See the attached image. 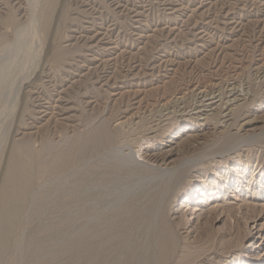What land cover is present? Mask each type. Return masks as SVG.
Here are the masks:
<instances>
[{"label":"rangeland","instance_id":"obj_1","mask_svg":"<svg viewBox=\"0 0 264 264\" xmlns=\"http://www.w3.org/2000/svg\"><path fill=\"white\" fill-rule=\"evenodd\" d=\"M0 205V264H264V0H0Z\"/></svg>","mask_w":264,"mask_h":264},{"label":"bare ground","instance_id":"obj_2","mask_svg":"<svg viewBox=\"0 0 264 264\" xmlns=\"http://www.w3.org/2000/svg\"><path fill=\"white\" fill-rule=\"evenodd\" d=\"M35 9V8H34ZM35 12V11H34ZM32 13H33V10H32ZM32 17L31 20H30V27L33 26V27H38V22H37V16H35V13L32 14ZM29 22V21H28ZM40 26V25H39ZM25 27V26H24ZM43 27V26H42ZM45 27V26H44ZM29 28V27H28ZM40 28V27H39ZM34 29V28H33ZM24 31V28L21 29L20 32H23ZM36 31V30H35ZM28 53V52H27ZM166 62V61H165ZM24 74V73H23ZM21 90V89H20ZM18 99V98H17ZM204 109V108H203ZM201 111V110H200ZM41 115V114H40ZM94 135V136H93ZM110 140V136L108 135L107 131H105V129H100L96 132V134H92L91 136V139L88 140V143L89 144H92V145H95L97 142H103L105 139L107 140ZM105 143V142H104ZM199 143V142H198ZM197 143V144H198ZM89 144H85V145H88ZM98 144V143H97ZM84 146V145H83ZM191 146V148H195L196 145L194 143H189L188 144V147ZM97 147V146H96ZM23 149H27V146H23L22 147ZM190 148V147H189ZM21 149V148H20ZM28 150V149H27ZM21 152V151H20ZM23 152V151H22ZM25 153V152H24ZM15 156V155H14ZM17 156V155H16ZM16 156L12 159L13 162L11 163L12 165L10 166L9 168V171H8V174L10 175V173H13L12 171H14L16 168L19 167V171L18 172V175H20L19 177H16L14 180H15V189H19V187H21L22 185H24V182H26V177H27V173L26 171L28 170L27 169V164L23 163H15L14 160L16 158ZM82 157V155H81ZM17 159V158H16ZM7 174V175H8ZM8 175V176H9ZM8 182V181H7ZM14 185V184H13ZM14 189V190H15ZM21 189V188H20ZM23 195V194H22ZM4 196V195H3ZM16 196V195H15ZM14 196V197H15ZM120 196V195H119ZM120 199V198H119ZM8 203V202H7ZM1 206V205H0ZM116 218V217H115ZM158 219V218H157ZM166 219V218H165ZM7 220V219H6ZM167 220H170L169 218ZM166 221V220H165ZM164 221V222H165ZM169 222V221H168ZM167 222L164 223V225L166 224ZM170 224V223H169ZM169 224L168 225H165L163 226V228L161 229V231H163V237L165 238L164 241L161 243L160 245V249H161V257L163 258V260H167V258H169V256L173 255L174 251H176V248H174L176 245L175 243H178V241L176 242V239H178V237H176L175 239V236H173L171 234V232H173L171 229H169ZM187 224V223H186ZM185 224V225H186ZM162 225V224H161ZM172 225V224H171ZM168 226V227H167ZM174 226V225H173ZM2 232V231H1ZM8 232V231H7ZM150 232V231H149ZM1 235V234H0ZM178 236V235H177ZM174 237V238H173ZM3 241V240H2ZM98 245V244H97ZM111 248V247H110ZM159 257V256H158Z\"/></svg>","mask_w":264,"mask_h":264}]
</instances>
